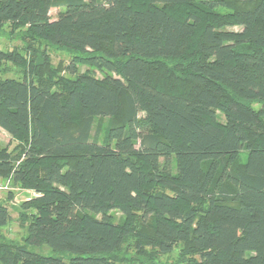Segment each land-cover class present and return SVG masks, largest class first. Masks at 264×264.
Returning a JSON list of instances; mask_svg holds the SVG:
<instances>
[{
  "label": "trees",
  "instance_id": "obj_1",
  "mask_svg": "<svg viewBox=\"0 0 264 264\" xmlns=\"http://www.w3.org/2000/svg\"><path fill=\"white\" fill-rule=\"evenodd\" d=\"M4 24L74 56L69 78H0V132L18 143L0 177L36 194L26 241L55 254L1 243L0 264H119L128 243L264 264V0H0Z\"/></svg>",
  "mask_w": 264,
  "mask_h": 264
},
{
  "label": "rangeland",
  "instance_id": "obj_2",
  "mask_svg": "<svg viewBox=\"0 0 264 264\" xmlns=\"http://www.w3.org/2000/svg\"><path fill=\"white\" fill-rule=\"evenodd\" d=\"M200 4H204L209 0H195ZM217 13L226 14L227 10L223 7L216 9ZM57 15L56 9H51L49 16L51 20H55ZM229 31L239 32L241 28L236 26L226 28ZM0 51L6 55L5 61L1 65L0 78L21 81L24 78L31 77V67L38 70V75L46 77L49 73L54 80L59 78H69L66 67L70 64L74 54L64 49L45 44L36 39L30 38L27 34V28L23 26H14L4 24L0 27ZM47 69H49L47 71ZM79 73L93 70L85 65H79L77 68ZM97 78H102L98 72H94ZM38 77V76H37ZM35 76V80H37ZM43 77V78H44ZM34 78V77H33ZM257 108V105H253ZM219 120L223 122V117L219 113ZM111 120L108 117H97L93 120V132H99V141L104 142L107 138L108 126ZM17 141L13 140L4 131L0 132V149L6 148L8 152H12L17 145ZM18 150L13 151L16 154ZM246 154L242 152L239 156V162L245 161ZM36 194L32 191L19 187L13 181L12 176L0 177V205L5 206L9 212L10 220L8 224L0 228V244L9 245H25L27 248L39 255L52 257L53 254L45 245L35 246L26 241L27 225L30 220L32 210L29 212L21 205L31 198H35ZM111 219L115 223H121L124 219L118 211L109 213ZM28 217V219L25 218ZM180 248H177L168 255H158L154 260L147 258L148 256L138 254L131 249L130 243L122 248L117 254L119 264H179L181 263ZM63 257V256H60Z\"/></svg>",
  "mask_w": 264,
  "mask_h": 264
}]
</instances>
